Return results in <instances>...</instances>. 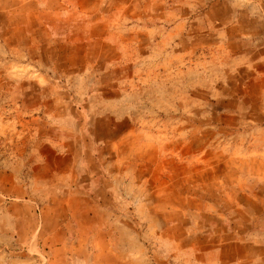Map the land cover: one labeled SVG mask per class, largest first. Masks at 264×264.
I'll list each match as a JSON object with an SVG mask.
<instances>
[{
    "label": "rangeland",
    "instance_id": "374dc122",
    "mask_svg": "<svg viewBox=\"0 0 264 264\" xmlns=\"http://www.w3.org/2000/svg\"><path fill=\"white\" fill-rule=\"evenodd\" d=\"M0 264H264V0H0Z\"/></svg>",
    "mask_w": 264,
    "mask_h": 264
}]
</instances>
